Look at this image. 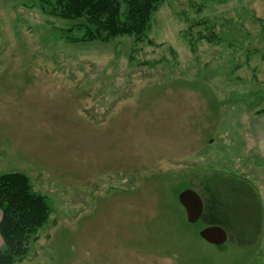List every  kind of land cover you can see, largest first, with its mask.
<instances>
[{"label": "rangeland", "instance_id": "1", "mask_svg": "<svg viewBox=\"0 0 264 264\" xmlns=\"http://www.w3.org/2000/svg\"><path fill=\"white\" fill-rule=\"evenodd\" d=\"M74 23L0 0V173L26 174L52 207L17 264H264L248 132L264 108V0H161L143 42H73ZM210 176L253 192L234 234L255 214L254 245L210 244L188 222L179 194L205 195Z\"/></svg>", "mask_w": 264, "mask_h": 264}, {"label": "trees", "instance_id": "2", "mask_svg": "<svg viewBox=\"0 0 264 264\" xmlns=\"http://www.w3.org/2000/svg\"><path fill=\"white\" fill-rule=\"evenodd\" d=\"M160 1L39 0V3L45 14L76 22L65 29L66 37L73 42H109L124 35L134 36L136 42H143ZM78 20L83 22L77 23ZM75 30H83V34L73 36ZM210 35L209 40L213 41V32ZM149 43L154 42L150 40ZM263 112L264 108L258 113ZM204 183L206 194H200L204 201V212L199 222L204 223L205 227H225L229 234L231 232L229 241L235 244L254 245L262 233L260 223L253 219L252 215L255 214H245L249 216V227L244 235L241 233L236 237L234 234V224L236 221L239 223L244 209L247 206L254 208L251 189L238 183L222 187L220 181L211 176ZM51 214L48 197L34 189L26 174L0 173V234L5 245V249L0 250V264L21 262L29 253L32 243L38 240L39 231L49 223Z\"/></svg>", "mask_w": 264, "mask_h": 264}, {"label": "water", "instance_id": "3", "mask_svg": "<svg viewBox=\"0 0 264 264\" xmlns=\"http://www.w3.org/2000/svg\"><path fill=\"white\" fill-rule=\"evenodd\" d=\"M180 203L186 210L189 223L200 221L204 212V201L202 196L194 189H186L179 194ZM200 236L210 244L221 246L228 242L229 232L221 225H209L200 231Z\"/></svg>", "mask_w": 264, "mask_h": 264}, {"label": "crops", "instance_id": "4", "mask_svg": "<svg viewBox=\"0 0 264 264\" xmlns=\"http://www.w3.org/2000/svg\"><path fill=\"white\" fill-rule=\"evenodd\" d=\"M257 112V111H256ZM251 116L248 132L250 133L249 151L251 154H256L261 160L264 168V112L256 113ZM4 247V243L0 242V246Z\"/></svg>", "mask_w": 264, "mask_h": 264}]
</instances>
